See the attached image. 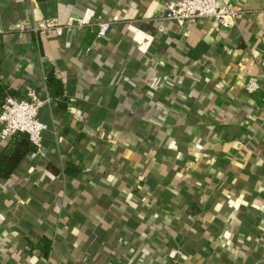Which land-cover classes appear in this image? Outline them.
<instances>
[{"label": "crops", "instance_id": "0c3cea01", "mask_svg": "<svg viewBox=\"0 0 264 264\" xmlns=\"http://www.w3.org/2000/svg\"><path fill=\"white\" fill-rule=\"evenodd\" d=\"M168 1L0 0L2 95L49 98L0 178V264H264V0L221 29Z\"/></svg>", "mask_w": 264, "mask_h": 264}, {"label": "built area", "instance_id": "2783aa9c", "mask_svg": "<svg viewBox=\"0 0 264 264\" xmlns=\"http://www.w3.org/2000/svg\"><path fill=\"white\" fill-rule=\"evenodd\" d=\"M167 10L168 17L177 24L196 21L200 18H212L217 29L233 26L240 13L239 9L230 6L225 0H169ZM261 14L264 20V9ZM86 24L83 18L68 19L62 23L43 19L38 25L32 27V31L60 36L65 30L80 28ZM96 25L97 36L102 37L109 31L111 22L100 18L96 21ZM17 27L20 28V24ZM258 88L257 80L250 79L246 83L248 92H255ZM48 100L47 96L45 99H39L33 90L28 92L27 98L7 95L0 104V139L6 140L16 131L25 132L36 149H39L46 126L38 119V110L43 102ZM174 253L179 254L180 250L175 249Z\"/></svg>", "mask_w": 264, "mask_h": 264}, {"label": "trees", "instance_id": "16d2710c", "mask_svg": "<svg viewBox=\"0 0 264 264\" xmlns=\"http://www.w3.org/2000/svg\"><path fill=\"white\" fill-rule=\"evenodd\" d=\"M46 85L52 87L55 94H62V84L53 74L47 75ZM5 97L6 95H2L0 87V104ZM35 150L36 146L30 141L27 133L21 131L14 132L6 139L5 145L0 150V178L9 177L26 155Z\"/></svg>", "mask_w": 264, "mask_h": 264}]
</instances>
